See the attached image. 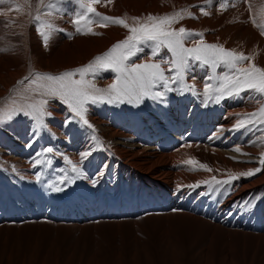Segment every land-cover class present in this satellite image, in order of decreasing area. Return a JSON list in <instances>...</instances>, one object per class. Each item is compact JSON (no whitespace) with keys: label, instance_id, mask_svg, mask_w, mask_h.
<instances>
[{"label":"bare ground","instance_id":"6f19581e","mask_svg":"<svg viewBox=\"0 0 264 264\" xmlns=\"http://www.w3.org/2000/svg\"><path fill=\"white\" fill-rule=\"evenodd\" d=\"M27 2L29 7H24V14L7 13L12 4L0 0V103L11 93L29 95L28 80L24 78L36 71L59 72L85 64L129 34L122 25L100 26V17L92 15L90 18L97 22L90 28L96 33L84 36L71 22L83 10L76 7V2L73 3L76 8L73 4L66 8L63 3L61 9L58 4L52 9H40L56 29L64 30L54 31L45 47L33 20L39 0ZM103 3L105 6L99 8L101 13L120 17L130 26L136 23L135 17L143 22L149 14L178 13L184 18L174 28L183 26L201 33L205 42L226 49L237 48L238 52L253 47L259 53V64L264 67L261 34L264 0H211V3L103 0ZM201 6L204 13L210 14L202 13ZM13 20L16 22L12 24ZM185 44L192 46L193 40ZM148 52L145 47L143 53L133 58L134 62L147 61ZM161 54L167 56V50ZM224 71L223 67L216 69L217 73ZM194 74L195 81L190 73L185 82L195 83L198 94L173 91L166 94L164 101L145 97L131 104L106 100L89 103L86 118L92 128L73 118L58 98H48L45 115L39 121L25 115L0 121V264H5L3 261L7 259L11 261L12 256L10 259L6 255L9 250L15 256L21 254L24 264H57L65 258L70 261L71 248L67 243L74 238L76 227L90 223H133L141 219L153 222L152 240L137 239L138 247H129L130 264H141L140 259H146L153 251L160 256L161 264H264V171L250 177L241 175L260 167L264 140L257 137L264 136V132L228 131L241 118L238 114L257 110L264 98H258L255 92H244L239 97L206 104L203 84L211 70L196 67ZM89 76L106 87L115 73L105 70ZM69 119L72 122L65 125ZM219 127L224 129L222 133H217ZM213 133L219 138L209 140ZM49 146L55 151L38 159H50L51 163L33 167L36 153ZM237 146L239 152L235 150ZM93 149L83 165L86 175L77 177L71 185L57 180L61 175H75L65 157L79 165V154ZM189 159L197 163L186 164ZM200 164L206 167L200 168ZM37 172L39 181L35 178ZM229 175L240 178L231 182L227 194L210 191V185L205 183L213 177L223 180ZM92 178L98 181L95 185ZM196 183L200 186L190 187ZM54 186L62 190L55 191ZM24 228L29 230L20 247L18 240ZM55 237L66 244L59 255ZM42 238L46 240L43 249L36 242ZM123 249L122 253L126 252ZM93 256L82 258L84 264H98ZM112 260L111 264H122L116 254Z\"/></svg>","mask_w":264,"mask_h":264},{"label":"snow or ice","instance_id":"6c2138e0","mask_svg":"<svg viewBox=\"0 0 264 264\" xmlns=\"http://www.w3.org/2000/svg\"><path fill=\"white\" fill-rule=\"evenodd\" d=\"M75 2L84 10L83 14L77 13L71 21L77 32L81 31V22L86 18L88 24L96 23L97 21L90 18L95 15L100 17L98 21L100 26L105 27L108 23L122 25L128 29L129 34L125 39L113 43L107 51L95 56L85 65L58 74L36 72L32 74L35 79L32 78V75L25 77L24 79L29 81L30 90L37 92L41 97L35 103L27 106L31 111L26 113L38 121L45 115V105L49 103L48 98H58L67 106L73 114V118H79L85 126L92 128L93 126L86 118V105L89 103L94 104L106 100L109 103L127 101L131 104L133 102L139 103L145 97L158 98L164 101L166 94L173 91H181V93L190 91L198 94L195 83L185 82V77L190 73L193 81L197 79L194 74L196 67H207L212 73L205 77L203 84V95L206 97V104L219 103L234 96L239 97L244 92H255L258 94V98H264V67L252 63L251 58L242 52L226 49L223 45L217 43L205 42L201 33L188 30L183 26L174 28L173 25L184 18L178 13L163 16L149 14L146 21L143 22L139 17H135L133 19L136 23L130 26L120 17L98 13L94 8V4L98 3L99 0H75ZM108 2L110 3L111 0H108ZM207 2L211 3V0H207ZM59 3H61V0H50L48 4H45V0H39L37 14L33 18L38 35L42 38L45 47L48 46L54 31L64 30L56 29L54 24L44 17L40 9L43 7L52 9ZM200 10L204 13L202 6ZM189 16H192V14L189 13ZM89 31L91 32V28H89ZM261 34L264 35V32ZM197 36L200 39H195ZM188 40H193L192 46H186L185 41ZM145 47L149 49L148 60L139 63L134 62L133 58L143 53ZM164 49L167 50V56L161 54ZM243 61H249L246 67L239 66ZM162 65H167V68ZM220 67L225 68L226 71L217 73L216 69ZM105 70H112L115 77L104 89L97 88L86 79L88 74L97 75ZM77 76L79 78H76ZM209 81H215V83H209ZM21 82L17 81V83ZM32 85H35V87L32 88ZM153 89L158 90L154 92ZM238 115H241V118L237 119L228 131L236 132L244 129L264 132V103L251 113ZM71 122L70 119L65 120V125ZM223 131L222 127L217 129V133ZM217 133H213L209 140L218 139ZM92 139L95 140V137L93 136ZM257 140H264V136H258ZM249 143H255V141H249ZM235 150L239 152L240 148L237 146ZM54 151L55 149L49 146L42 149L41 152H37V159H35L33 167L45 162L50 164V159L43 161L38 157ZM92 151L94 149L85 150L79 154V165L65 157L66 162L71 165V172L75 175H61L57 177V180L61 184L71 185L77 177L86 175L83 165L88 157L92 155ZM261 156L262 158L258 162L260 167L249 169L241 175L250 177L264 171V153ZM185 163L193 165L197 162L189 159ZM205 167V165L200 164V168ZM102 174L99 173V175ZM35 178L37 181L40 180L39 172L35 174ZM239 178V175H229L223 180L213 177L211 181L205 183L210 185V191L214 189L217 193L223 191L227 194L231 191V182ZM91 182L95 185L98 181L96 178H92ZM199 186V183L190 185L193 188ZM54 190L61 191L62 189L54 186Z\"/></svg>","mask_w":264,"mask_h":264},{"label":"rangeland","instance_id":"374dc122","mask_svg":"<svg viewBox=\"0 0 264 264\" xmlns=\"http://www.w3.org/2000/svg\"><path fill=\"white\" fill-rule=\"evenodd\" d=\"M10 1V4L11 7L10 9H7V13H12L13 11L14 12H21L22 14H24V12H22V10L24 9V7L26 6L27 8L29 7V4L27 2V0H9ZM26 1V2H25ZM71 1V2H70ZM50 2V0H45V4H48ZM64 3V4H63ZM75 3V0H61V3L58 4L57 7H59L61 4L63 5H66L67 7L66 8H69L71 6V4ZM77 4V3H76ZM14 5V6H13ZM57 5V4H56ZM101 6H105L104 3H103V0H99L98 3L94 4V8L96 9V11L102 15H105L103 13L100 12L99 8H101ZM73 7L76 8H80L79 5L77 4V6L75 7V5L73 4ZM42 10H48L47 7H43L41 8ZM61 9V6L60 8ZM73 10V8H71ZM83 10V9H82ZM84 11V10H83ZM13 22L11 21V23L13 24ZM96 23H92V24H88L87 23V18L81 22V31L80 33H82L84 36L86 34H88V36L91 34L93 35V33H96L94 31V29H91V32L89 31V28L91 26H94ZM93 30V31H92ZM86 32V33H85ZM87 36V35H86ZM25 40H26V36H25ZM235 50H237V48H234ZM238 52V51H237ZM240 52L244 53L245 55L249 56L251 58V62L252 63H255L257 66L261 67V65L259 64L258 62V55L259 53L256 51L255 48L251 47V48H246L244 50H240ZM255 53V54H254ZM97 55H101V54H97ZM96 55V56H97ZM93 59V58H92ZM91 59V60H92ZM90 60V61H91ZM89 62V61H88ZM88 62H86L85 64H87ZM242 63V62H241ZM249 61L245 62V64H240L239 66L240 67H246L248 65ZM84 63L77 66V67H80L82 65H85ZM77 67H74V68H77ZM74 68H68V69H65V70H62V71H59V72H55V71H52V72H47V73H52V74H58L60 72H63V71H66V70H71V69H74ZM36 72H44V71H36ZM35 72V73H36ZM32 78L35 79V76L32 75ZM76 78H79L78 76ZM86 79H88L92 84H94L97 88L99 89H104L106 88L105 86H102V85H99L98 83H96L92 78H90L89 74L87 75ZM22 83V82H21ZM32 88L35 87V85H32L31 86ZM27 91L29 92V95H24L22 94L21 92H16V94H9L8 96L4 97V99L2 100V102L0 103V121H4L8 118H11V117H14V116H17V117H20V116H30V115H27L26 113L30 112L31 109H29L27 106L29 104H32V103H35L37 100H39L41 97L40 95L37 93V92H33L30 90L29 88V81H28V89ZM24 95V96H23ZM33 117V116H31ZM124 221V220H123ZM141 221V222H140ZM137 223V224H136ZM139 223V224H138ZM97 224V225H95ZM129 224V225H128ZM148 224V225H147ZM150 224V225H149ZM93 225V226H92ZM150 228H148L147 226ZM153 222L151 223L150 220H137L133 223L129 222V223H125V222H119V223H113L112 225L111 224H98V223H90L89 225H85V227H76L75 230L74 229V232H73V239L72 241L68 244V247L70 246L71 248V256H70V261L69 259L67 260L66 258L65 259H60V261L58 262L59 264H84L86 258L89 256H93L95 258L96 261H98V264H111V262H113L112 259L115 258V254H116V258H117V255H118V259L119 261L122 263V264H125V263H128L130 264L131 262V259H132V254L129 250V247L131 246H136V245H139L138 242H140L139 240L140 239H147V241H150V239L152 240V231L153 226ZM78 228V229H77ZM109 228V229H108ZM144 231H142L143 229ZM149 229L147 231V229ZM23 232L20 233L21 235V239L18 240L20 242L19 246H23L24 244V240L27 236L26 232L29 230L27 228H24V229H21ZM147 231V232H145ZM123 232V233H122ZM145 232V233H144ZM102 233V234H100ZM127 233V235H126ZM131 233V234H130ZM125 234V236H124ZM116 235V236H115ZM123 235V236H122ZM40 236V235H39ZM36 239H38V237ZM45 236V235H44ZM121 236V237H120ZM79 237V238H77ZM125 237V239H124ZM129 237V238H128ZM151 237V238H150ZM46 238V236H45ZM45 238H42V240H37V245L43 249L44 247H46L45 245ZM81 238V239H80ZM83 238V239H82ZM127 238V239H126ZM131 238L133 240H131ZM60 238L59 237H55L54 238V242L56 243V249H59L58 251V255L60 252H62L64 250V248H66V244L64 242L61 243V241L59 240ZM92 239V240H91ZM96 239V240H95ZM114 239V240H113ZM123 239V240H122ZM139 239V240H137ZM65 240V239H64ZM74 240V241H73ZM76 240V241H75ZM81 240V241H80ZM122 240V242H121ZM66 241V240H65ZM80 241V243H79ZM88 241V242H87ZM111 243H110V242ZM92 242H95V243H98V245L96 246H91L90 244ZM100 242V243H99ZM124 242V243H123ZM107 243V244H106ZM1 244V242H0ZM61 244H63L61 246ZM75 244V245H74ZM82 244H85V245H82ZM89 244V245H87ZM102 244V245H101ZM120 244V245H119ZM125 244V245H124ZM72 245V246H71ZM75 247H74V246ZM110 245H111V249H110ZM127 245H128V249H125L127 248ZM65 246V247H64ZM79 246V249H77ZM83 246V247H82ZM87 246V247H86ZM120 246V247H119ZM122 246H124L123 249ZM126 246V247H125ZM82 247V248H81ZM84 247H86L87 249H85ZM119 247V249H118ZM138 247V246H136ZM75 250H74V249ZM82 249V250H81ZM85 249V250H83ZM109 251H108V250ZM122 249L123 251H126V252H123L122 253ZM9 250V249H8ZM81 250V252H80ZM109 254H108V252ZM111 250V251H110ZM13 251V249H12ZM57 251V250H56ZM73 251V252H72ZM88 251V252H87ZM97 251V252H96ZM114 251V252H112ZM117 251V253H116ZM121 253H120V252ZM11 251H7V257L9 256V258L11 259V256H12V259L11 261L9 259L4 260L3 262L5 264H24L23 263V256H21V254L19 255H14L16 253H10ZM87 254H86V253ZM90 252V253H89ZM119 252V253H118ZM78 253V254H77ZM84 255H83V254ZM94 253V254H93ZM105 253H107L108 255H106ZM113 253V254H112ZM128 253V254H127ZM155 253V254H154ZM89 254V255H88ZM111 254V255H110ZM121 254V255H120ZM78 255V257H77ZM101 255V256H99ZM114 255V256H113ZM120 255V256H119ZM14 256V257H13ZM87 256V257H86ZM96 256L98 258H96ZM107 256H110L108 258H111L109 260H107ZM17 257V258H16ZM76 257V258H75ZM80 257V259H79ZM151 257V258H150ZM15 258V260H14ZM73 258V259H72ZM85 260H83V259ZM107 258V259H106ZM78 259V260H77ZM147 259V260H146ZM146 259L142 258L140 259V262H142L141 264H161V258L160 256L157 254V252H150L147 256H146ZM149 259V260H148ZM20 260V261H19ZM75 260H77L75 262ZM106 260V261H105ZM111 260V261H110ZM79 261V263H78ZM107 263H105V262ZM149 261V262H148ZM20 262V263H19ZM63 262V263H62ZM66 262V263H65ZM82 262V263H81ZM124 262V263H123ZM57 263V264H58ZM25 264H27V262H25ZM36 264V263H35Z\"/></svg>","mask_w":264,"mask_h":264}]
</instances>
